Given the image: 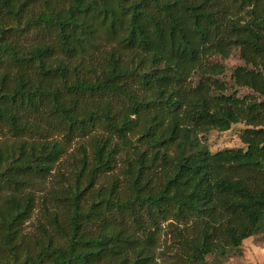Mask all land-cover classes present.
Segmentation results:
<instances>
[{
  "label": "trees",
  "instance_id": "1",
  "mask_svg": "<svg viewBox=\"0 0 264 264\" xmlns=\"http://www.w3.org/2000/svg\"><path fill=\"white\" fill-rule=\"evenodd\" d=\"M31 29L56 40L22 44L18 35ZM236 47L245 64L230 78L250 92L238 95L211 75L191 83L209 56ZM240 122L245 147L208 149L206 133ZM41 123L66 136L102 124L118 139H91L92 165L84 186L86 157L76 174L66 224L50 218L63 244L46 229L31 241L20 229L34 208L24 189L64 150L55 139L18 138L43 135ZM8 134L13 141H0V264H145L146 247L135 250L133 234L110 228L113 209L139 229L142 216L153 227L192 222L196 234L183 240L192 264L238 248L264 231V0H0V135ZM120 150L131 196L120 198L114 181L83 209L84 191ZM96 221L102 229H87Z\"/></svg>",
  "mask_w": 264,
  "mask_h": 264
},
{
  "label": "rangeland",
  "instance_id": "2",
  "mask_svg": "<svg viewBox=\"0 0 264 264\" xmlns=\"http://www.w3.org/2000/svg\"><path fill=\"white\" fill-rule=\"evenodd\" d=\"M18 40L24 45L40 40L54 43L56 37L53 31L47 29H31L18 35ZM244 64L237 47L233 48L227 56L213 54L208 57L205 67L193 73L190 81L194 85L202 75H211L222 79L228 85H232V89H236L238 95H244L250 91L247 88L235 86L230 78L233 69ZM131 86L137 89L135 82H132ZM142 92L137 90V93ZM120 103L116 100L113 101L114 106L117 107L121 105ZM41 124L45 130L42 131L43 135L25 134L18 138L28 141L43 138H46V140L55 139L63 144L64 150L48 175L45 177H32L31 184L24 189L33 196L34 208L20 226V229L25 239L30 241L41 237V230L46 229L58 244H63L65 240L54 233L50 218L56 216L60 223L66 224L67 217L71 213L68 198H70L71 189L75 185L76 174L82 168V161L86 157L84 173L79 177L81 185L84 186L86 172L92 165L91 139L109 137L112 143L117 142L118 139L102 124L92 126L87 133L75 132L69 136H66L65 131L62 129H54L47 124ZM245 126L243 122H240L233 124L226 131L211 130L203 136V141L211 152L224 148L245 147L239 137ZM13 139L9 134L0 135V141L11 142ZM123 165L124 151L120 150L114 157L113 168L99 173L94 185L84 191L80 198L83 209H87V205L91 200H96L95 194L98 189L107 188L114 181L116 194L120 198L131 196L128 182L121 174ZM107 220L111 229H124L127 234L135 236L137 240L133 245V247H137L135 250L138 251L143 245L146 247L148 261H145V264H192V260L185 253L187 247L184 246L183 242L185 238H193L196 234L192 222L188 221L185 224L170 218L160 220L157 226L153 227L147 221V218L142 216L145 228L139 229L131 223L126 212L114 209L107 213ZM86 226L87 229H92L93 232L102 229V224L98 221L87 222ZM205 260L206 264H264V231L245 238L238 248L227 249L223 254L219 252L209 253L205 256Z\"/></svg>",
  "mask_w": 264,
  "mask_h": 264
}]
</instances>
